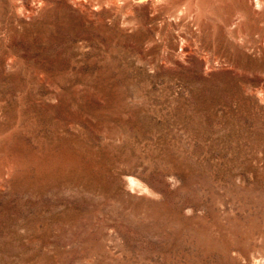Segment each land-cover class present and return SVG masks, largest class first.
Returning <instances> with one entry per match:
<instances>
[{
	"label": "rangeland",
	"instance_id": "374dc122",
	"mask_svg": "<svg viewBox=\"0 0 264 264\" xmlns=\"http://www.w3.org/2000/svg\"><path fill=\"white\" fill-rule=\"evenodd\" d=\"M0 264H264V0H0Z\"/></svg>",
	"mask_w": 264,
	"mask_h": 264
},
{
	"label": "bare ground",
	"instance_id": "6f19581e",
	"mask_svg": "<svg viewBox=\"0 0 264 264\" xmlns=\"http://www.w3.org/2000/svg\"><path fill=\"white\" fill-rule=\"evenodd\" d=\"M185 11H187V10H185Z\"/></svg>",
	"mask_w": 264,
	"mask_h": 264
}]
</instances>
